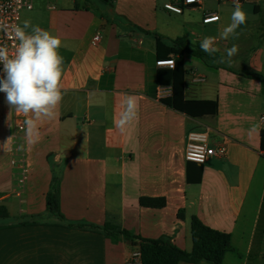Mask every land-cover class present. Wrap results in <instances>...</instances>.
Returning <instances> with one entry per match:
<instances>
[{
    "label": "crops",
    "instance_id": "crops-1",
    "mask_svg": "<svg viewBox=\"0 0 264 264\" xmlns=\"http://www.w3.org/2000/svg\"><path fill=\"white\" fill-rule=\"evenodd\" d=\"M177 1L32 0V8L21 11L19 26L30 21L62 41V100L53 118L37 122L38 142L30 143L25 130L28 176L21 199L10 192L14 171L8 154L0 153V208L7 214L0 216V264H125L136 246L69 225L109 223L145 239L168 237L190 251L192 216L230 235L233 251L222 264L232 255L230 264L264 262V83L245 75L264 76V0L242 7L246 22L228 39L220 34L234 6L204 0L201 10H164ZM202 11L219 19L203 24ZM153 34L182 37L193 48L217 37L219 51L210 56L224 62L183 56L184 99L214 103L179 112L155 98L157 86L170 85L169 71L156 61L170 55L157 58ZM233 45L238 52L229 59L225 49ZM127 96L138 102L137 118L121 130ZM225 124H244L245 132L224 140ZM194 131H206L214 149L224 143L225 152L203 165L187 162ZM53 179L62 222L46 214ZM140 197L165 204L143 207ZM249 228L257 233L246 236Z\"/></svg>",
    "mask_w": 264,
    "mask_h": 264
},
{
    "label": "clouds",
    "instance_id": "clouds-1",
    "mask_svg": "<svg viewBox=\"0 0 264 264\" xmlns=\"http://www.w3.org/2000/svg\"><path fill=\"white\" fill-rule=\"evenodd\" d=\"M233 2L235 7L231 23L221 32V39L235 35L236 29L247 19L239 0ZM4 30H7V26H4ZM11 35L19 43L13 56L9 55L6 47H0V64L3 65L5 74L0 79V92L5 93L6 102L12 109L15 108L26 117L32 114L31 118L26 119L25 124L29 142L34 144L39 140L37 122L41 118H53L54 110L62 100L63 57L58 51L62 41L50 31L38 25H31L30 21H25L22 27L12 26ZM216 44V36H207L201 41L200 47L202 51L213 55L219 51ZM225 52L230 59L238 52V46L233 45L225 49ZM220 62H224L223 56L220 57ZM124 105L118 124L121 130L137 118L138 110V102L134 96H127ZM10 139L0 145V148L8 150Z\"/></svg>",
    "mask_w": 264,
    "mask_h": 264
},
{
    "label": "trees",
    "instance_id": "trees-1",
    "mask_svg": "<svg viewBox=\"0 0 264 264\" xmlns=\"http://www.w3.org/2000/svg\"><path fill=\"white\" fill-rule=\"evenodd\" d=\"M155 39V54L157 58L172 56L174 68L169 71L171 95L160 102L166 107L182 112L183 110L205 106L211 102L202 100H185L183 97V56L191 54L200 59H209L211 56L201 50V47H189L182 37L166 39L158 34H153ZM246 76L258 79L264 83V76L259 74L245 73ZM214 103V102H212ZM211 103V104H212ZM197 165V164H196ZM199 166V165H197ZM57 180L52 181L49 192L46 194V214L54 217L56 221L62 222L63 217L59 211L57 198ZM165 204L163 198L140 197L139 205L148 208H160ZM182 217V211L178 213ZM0 208V216H6ZM78 228H87L100 231L112 242L120 239L130 246H138L141 252L142 264H222L224 256L233 251L230 235L219 232L205 226L198 218H190V236L192 247L190 251H185L175 246L170 238L159 237L157 239H145L134 236L114 225L105 223L100 227L90 225H69ZM264 264V262L262 263Z\"/></svg>",
    "mask_w": 264,
    "mask_h": 264
},
{
    "label": "built area",
    "instance_id": "built-area-1",
    "mask_svg": "<svg viewBox=\"0 0 264 264\" xmlns=\"http://www.w3.org/2000/svg\"><path fill=\"white\" fill-rule=\"evenodd\" d=\"M204 0H179L177 2H167L163 5L164 10L171 13L180 14L183 6H192L201 10V5ZM228 3L235 7L233 0H217ZM254 2V0H239V3ZM32 8V0H0V47H6L9 55L15 54L18 41L11 35V28L14 25H19L20 14L23 10ZM52 9V7H49ZM217 13L202 11V23L208 24L217 21ZM7 26V30H4ZM99 41V36L93 37V43ZM156 66L159 69L171 71L174 68V59L172 56L166 59L156 61ZM3 65L0 64V79L4 77ZM170 85L157 86L155 98L160 101L171 95ZM27 117L11 108L5 99V93L0 92V145H3L9 138V149L3 150L0 148V153L8 154V162L14 171V184L11 188V194L18 198H23L25 195V184L28 176V165L26 158V147L24 142V133L26 130ZM261 123L264 124V116L261 117ZM245 132L244 124H225L222 125L219 133L224 140L233 139ZM264 145V132H263ZM225 152L224 143L217 149H214L208 144V135L206 131H194L188 134V143L185 149V160L187 162L203 165L207 163L213 156L222 155ZM125 264H142L141 252L138 246H135L128 254Z\"/></svg>",
    "mask_w": 264,
    "mask_h": 264
},
{
    "label": "rangeland",
    "instance_id": "rangeland-1",
    "mask_svg": "<svg viewBox=\"0 0 264 264\" xmlns=\"http://www.w3.org/2000/svg\"><path fill=\"white\" fill-rule=\"evenodd\" d=\"M241 5H242V7H248V6H249V7H252V6H253L252 3H249V2H244V3H242ZM188 57H189V56H188ZM188 59H189V58H188ZM190 59H194V58H190ZM263 59H264V57H263ZM219 60H220V59H217V58L214 60V59H212V58L210 57V58L208 59V62H209V63H211V62H212V63H215L214 61H219ZM191 61H195V60H191ZM261 215H263V213H261ZM262 226H263V223L261 222V223L258 224L257 229L260 230V228H261ZM250 233H251L252 235H254V234L257 233V230H256V229H253V228H249V229L246 231L245 234H246V236H249ZM239 238H240V237H238V240H239ZM241 247L245 248V247H246V242H243L242 245H241ZM233 257H234L233 255L230 256V258H229V260L227 261V263L230 264V263L233 261Z\"/></svg>",
    "mask_w": 264,
    "mask_h": 264
}]
</instances>
